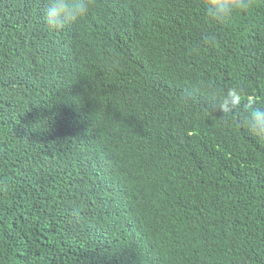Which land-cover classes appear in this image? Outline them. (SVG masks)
Instances as JSON below:
<instances>
[{"label": "trees", "instance_id": "1", "mask_svg": "<svg viewBox=\"0 0 264 264\" xmlns=\"http://www.w3.org/2000/svg\"><path fill=\"white\" fill-rule=\"evenodd\" d=\"M46 7L0 0V264H264V0Z\"/></svg>", "mask_w": 264, "mask_h": 264}, {"label": "clouds", "instance_id": "2", "mask_svg": "<svg viewBox=\"0 0 264 264\" xmlns=\"http://www.w3.org/2000/svg\"><path fill=\"white\" fill-rule=\"evenodd\" d=\"M250 0H206L209 17L217 22H227L235 12L249 7ZM90 0H47L44 19L52 30H63L69 24L86 17ZM240 93L232 89L220 105L222 110L230 111L239 104ZM250 133L264 137V108H250L245 119Z\"/></svg>", "mask_w": 264, "mask_h": 264}]
</instances>
